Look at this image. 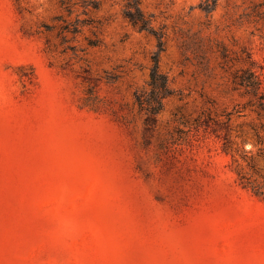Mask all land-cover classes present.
Here are the masks:
<instances>
[{
    "label": "rangeland",
    "instance_id": "1",
    "mask_svg": "<svg viewBox=\"0 0 264 264\" xmlns=\"http://www.w3.org/2000/svg\"><path fill=\"white\" fill-rule=\"evenodd\" d=\"M139 1L0 0V264H264V0Z\"/></svg>",
    "mask_w": 264,
    "mask_h": 264
},
{
    "label": "trees",
    "instance_id": "2",
    "mask_svg": "<svg viewBox=\"0 0 264 264\" xmlns=\"http://www.w3.org/2000/svg\"><path fill=\"white\" fill-rule=\"evenodd\" d=\"M217 0H202L201 8L207 12L211 13L215 6ZM134 12L125 11L124 17L135 27L139 29L148 30L153 32L150 26V20L143 12L140 7L139 0H132V5ZM155 34V33H154ZM159 42H161L160 37L157 35ZM154 64L151 67L150 77L148 81L149 91L146 97H142L140 94H136V100L140 106V109L145 113V128L147 133L150 134L153 129V123L155 122L156 115L163 108V99L169 94V83L166 75L160 70L158 65V60L154 59Z\"/></svg>",
    "mask_w": 264,
    "mask_h": 264
}]
</instances>
